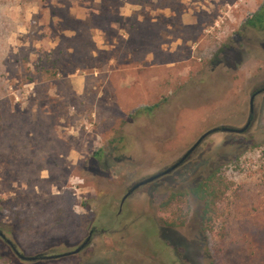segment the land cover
Returning <instances> with one entry per match:
<instances>
[{"label":"rangeland","instance_id":"1","mask_svg":"<svg viewBox=\"0 0 264 264\" xmlns=\"http://www.w3.org/2000/svg\"><path fill=\"white\" fill-rule=\"evenodd\" d=\"M264 0H0V264H264ZM228 54L229 57H225ZM146 107H150L149 110ZM233 182L211 229L188 192ZM170 223H175L174 225Z\"/></svg>","mask_w":264,"mask_h":264},{"label":"water","instance_id":"2","mask_svg":"<svg viewBox=\"0 0 264 264\" xmlns=\"http://www.w3.org/2000/svg\"><path fill=\"white\" fill-rule=\"evenodd\" d=\"M264 92V84L254 88L250 95H249V114L247 117L246 122L244 125L241 127H236V126H230V125H220L216 127H212L205 132H203L197 139L196 141L179 157L177 158L171 165L165 167L163 170L158 171L152 175H149L147 177H144L143 179L134 182L127 190L126 194L123 196L121 203L126 199L128 195L133 193L135 190H137L139 187L146 185L166 174L171 173L181 165H183L185 162H187L191 156L199 149L201 144L206 140V138L214 133L217 132H224V133H237V134H244L248 132L254 121H255V116H256V108H255V98L257 95L261 94ZM94 232V229H91L88 236L73 250L71 251H66L62 253H57V254H47V253H38L35 255H25L21 253L18 248L15 246V244L5 235V233L0 229V238L5 241L7 245L11 248L13 253L23 261H37V260H51V259H58L66 256H70L73 254H77L80 251H82L84 248H86L92 238V234Z\"/></svg>","mask_w":264,"mask_h":264},{"label":"trees","instance_id":"3","mask_svg":"<svg viewBox=\"0 0 264 264\" xmlns=\"http://www.w3.org/2000/svg\"><path fill=\"white\" fill-rule=\"evenodd\" d=\"M246 24L253 28L264 29V9L257 11L253 17L246 21ZM146 109L149 110L150 107H146ZM232 184L233 182L220 169H216L198 181L188 192L201 205L200 218L204 221L205 229H211L210 223L213 221V213L216 212L215 206L222 201ZM170 224L174 225L175 223Z\"/></svg>","mask_w":264,"mask_h":264},{"label":"flooded vegetation","instance_id":"4","mask_svg":"<svg viewBox=\"0 0 264 264\" xmlns=\"http://www.w3.org/2000/svg\"><path fill=\"white\" fill-rule=\"evenodd\" d=\"M225 57H229V55H228V54H226V55H225ZM256 97H257V96H256ZM255 99H256V98H255Z\"/></svg>","mask_w":264,"mask_h":264}]
</instances>
